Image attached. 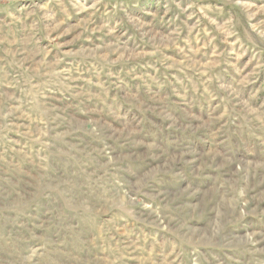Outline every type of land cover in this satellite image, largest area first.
Listing matches in <instances>:
<instances>
[{"label": "rangeland", "instance_id": "1", "mask_svg": "<svg viewBox=\"0 0 264 264\" xmlns=\"http://www.w3.org/2000/svg\"><path fill=\"white\" fill-rule=\"evenodd\" d=\"M0 264H264V0H0Z\"/></svg>", "mask_w": 264, "mask_h": 264}]
</instances>
